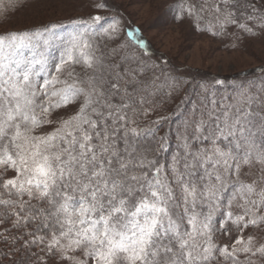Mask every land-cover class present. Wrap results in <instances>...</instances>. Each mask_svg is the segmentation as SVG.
<instances>
[{
    "label": "snow or ice",
    "instance_id": "6c2138e0",
    "mask_svg": "<svg viewBox=\"0 0 264 264\" xmlns=\"http://www.w3.org/2000/svg\"><path fill=\"white\" fill-rule=\"evenodd\" d=\"M16 7L0 0V15ZM178 7L177 19L203 18L204 8ZM210 14L214 35L264 30V0H214ZM104 21L0 33V225L10 224L0 240L39 248L33 264H264V242L244 235L264 225V80L220 99L202 86L166 160L168 118L142 122L160 77L141 78L143 58L106 62L97 38H116L120 21ZM138 32L127 35L146 54ZM254 165L258 177L242 179ZM218 214L222 232L237 229L230 244L216 242Z\"/></svg>",
    "mask_w": 264,
    "mask_h": 264
},
{
    "label": "rangeland",
    "instance_id": "374dc122",
    "mask_svg": "<svg viewBox=\"0 0 264 264\" xmlns=\"http://www.w3.org/2000/svg\"><path fill=\"white\" fill-rule=\"evenodd\" d=\"M214 0H18V7L10 10L6 16L0 15V33L11 30L34 29L50 23H61L69 26L72 19H87L93 15H101L105 23L112 18L120 21L119 34L114 39L101 36L97 38L99 51L108 63H119L122 57L143 58L148 64V71L143 78L160 77L161 91L151 99L154 110L148 123L159 117H167L160 126L159 135L168 139V150L164 159L171 158L176 151L179 131L183 128L186 118L193 109L199 106L205 97L202 86H207L208 95L215 93L216 98L231 97L241 88L253 93L257 85L264 80V30L254 27L255 35L245 33L234 25L227 26L223 33L219 32V25L211 15ZM193 4L197 9L204 8L203 18L185 15L177 19L180 13L178 5ZM260 3V0H257ZM103 7H97V5ZM212 30H208L209 22ZM139 29L138 36L148 45V51L139 48L135 40L127 35L129 31ZM68 30L60 29L63 33ZM115 50V51H113ZM79 70V69H78ZM253 70V74L243 77V71ZM216 80H223L229 88H220ZM168 84L174 86L167 87ZM234 88V90H233ZM172 91V95L167 93ZM264 98V97H262ZM75 105L67 109L58 110L55 115L71 114ZM249 172L248 168L244 169ZM14 173L9 171L7 176ZM259 175V165H254L248 176L242 177L246 181L256 179ZM238 213L239 208H234ZM224 218L216 217V242L219 245L230 244L237 229L231 222L224 224L231 229L230 234L220 230ZM245 237L254 235L264 242V225L259 228L250 226L244 231ZM17 244L16 252L20 253ZM23 248V247H21ZM40 253L39 248H35ZM47 258V257H45ZM49 264H52L50 261Z\"/></svg>",
    "mask_w": 264,
    "mask_h": 264
},
{
    "label": "trees",
    "instance_id": "16d2710c",
    "mask_svg": "<svg viewBox=\"0 0 264 264\" xmlns=\"http://www.w3.org/2000/svg\"><path fill=\"white\" fill-rule=\"evenodd\" d=\"M253 70L243 71L242 76L247 77L253 74ZM220 88H229L232 89L229 85H220ZM234 90V88H233ZM5 228H10V224L0 225V232H4ZM8 233H6L7 235ZM11 234H18L15 230ZM17 246V245H16ZM31 252H36L35 248L31 251H28L20 247V253L16 252V247L11 248L9 243H5L3 240H0V264H33L35 257H32Z\"/></svg>",
    "mask_w": 264,
    "mask_h": 264
}]
</instances>
